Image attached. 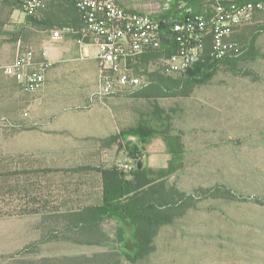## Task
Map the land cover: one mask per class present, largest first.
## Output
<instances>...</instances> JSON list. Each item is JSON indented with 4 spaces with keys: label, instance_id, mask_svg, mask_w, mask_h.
<instances>
[{
    "label": "rangeland",
    "instance_id": "rangeland-1",
    "mask_svg": "<svg viewBox=\"0 0 264 264\" xmlns=\"http://www.w3.org/2000/svg\"><path fill=\"white\" fill-rule=\"evenodd\" d=\"M119 2L128 9L153 14H160L168 7L163 0ZM12 9L0 3V41L6 38L7 42L12 43L9 46H16L18 50L19 38H15L18 35L22 40L21 51L30 49L35 52L36 44L48 39L52 32L37 27L26 30L21 24L28 20L20 11H13L12 18L6 20L5 14L12 13ZM253 26H264V14L256 18ZM243 32L242 28L236 35H244ZM257 49L264 53V33L258 39ZM1 56L4 54L0 50V62ZM95 67L96 62L93 61L82 70L81 76L76 77H86L90 69L95 70ZM1 68L0 155L34 153L45 156L52 163L53 160L59 162L63 156L77 157L87 152L100 151L104 163L109 166L130 161L136 162V165L143 162L145 165L167 152L162 138H154L145 146L140 161L129 158L127 153L136 145V139L130 138L120 145L106 142L123 130L144 124L181 136L190 152L186 171L173 178L170 185L192 187V175L198 170L199 174L208 176L210 185H222L219 186L222 192L230 188L235 192H243L237 195L236 202L212 205L208 210L210 215L207 216L213 214V218L217 213L243 214L254 219H264V58L237 62L236 73L228 66L220 65L215 74L205 84L197 86L188 98L147 99L132 96L146 88L143 87L97 102L83 100L81 103H72L61 95L64 89L71 88L66 80L52 91V108L49 107L51 115L48 118L50 123L43 131L39 126H36L37 129L30 127L31 119H26L28 117L25 115L30 112L26 105L27 96L18 86L15 88L9 83ZM83 93L87 95L90 89L86 88ZM219 144L225 145L217 148ZM198 203L196 201L195 205ZM195 208L188 210L185 217H180L185 220L182 223L164 226L155 239L156 251L138 264H201L202 257L209 255L212 247L209 244L203 245V239H196L193 235V221H189L190 226L186 221L190 213L197 211ZM42 218L30 216L0 220V264H15V260L20 258L92 257L118 248L117 223L114 220H107L103 225L111 240V248L64 241L43 243L42 238L49 236L56 224ZM242 219L246 218L231 216L228 221L235 223L244 221ZM125 226L129 234L131 227L128 223ZM206 231L210 232L209 235L215 233L220 240L225 238V234L221 235L219 230ZM233 231L246 230L234 228ZM254 231L258 230L250 229L247 232ZM126 246L131 249V242L128 241ZM24 250L25 254H18ZM124 264L132 263L125 261Z\"/></svg>",
    "mask_w": 264,
    "mask_h": 264
},
{
    "label": "trees",
    "instance_id": "trees-1",
    "mask_svg": "<svg viewBox=\"0 0 264 264\" xmlns=\"http://www.w3.org/2000/svg\"><path fill=\"white\" fill-rule=\"evenodd\" d=\"M0 1L13 8L10 12L17 10L24 13L17 0ZM163 1L168 7L159 15L162 20L175 18L188 8L194 12L202 11L204 0ZM26 20L44 31L71 28L78 31L82 26L75 0H51L36 16L26 17ZM253 24L243 27L244 35L234 36L242 48L238 57L212 62L208 58V43L204 57L185 74L168 76L158 70L146 71L149 85L132 96L147 99L188 98L197 86L205 84L215 74L220 65H226L236 73L237 62L264 58V53L257 49L264 26L255 28ZM72 37L76 38L75 35ZM157 57L145 56L141 65L148 66ZM157 137L163 139L170 157L167 166L162 169L144 165L139 170L136 165L133 171L125 172L116 165L105 164L100 151L77 157L63 156L59 162L53 160L52 163L45 156L34 153L0 155V220L42 216V219L56 224L50 235L42 238L43 243L64 241L108 247H111V240L103 225L107 220L117 223V249L111 247V251L92 257L20 258L15 260V264H124L125 261L138 264L156 251L155 239L161 229L185 217L188 210L195 208L196 201L203 198L237 199L229 192H222L220 187L187 194L170 185V179L184 168L185 145L179 135L141 124L111 136L106 142L120 145L130 138L136 139V145L127 153L129 158L140 161L145 146ZM125 223L131 227L129 234ZM128 241L131 242V249L126 246ZM25 253L24 250L18 254Z\"/></svg>",
    "mask_w": 264,
    "mask_h": 264
},
{
    "label": "built area",
    "instance_id": "built-area-1",
    "mask_svg": "<svg viewBox=\"0 0 264 264\" xmlns=\"http://www.w3.org/2000/svg\"><path fill=\"white\" fill-rule=\"evenodd\" d=\"M26 17H33L46 7L47 0H17ZM82 26L56 30L53 38L65 31L75 35L80 46L96 47L99 63V88L91 102L149 85L145 73L160 71L178 76L192 69L203 57L209 43L208 58L222 62L240 55L241 45L234 36L264 12V0H204L203 10L184 9L175 18L160 19L153 14L128 9L117 0H75ZM169 25V26H168ZM158 56L146 66L145 56ZM55 63L37 59L33 50L19 51L15 60L2 72L16 80L24 92L34 94L43 89L46 74ZM120 170L131 172L136 162H121Z\"/></svg>",
    "mask_w": 264,
    "mask_h": 264
},
{
    "label": "crops",
    "instance_id": "crops-1",
    "mask_svg": "<svg viewBox=\"0 0 264 264\" xmlns=\"http://www.w3.org/2000/svg\"><path fill=\"white\" fill-rule=\"evenodd\" d=\"M51 0H47L46 6L49 5ZM1 3V1H0ZM19 11L15 10L14 13ZM12 13H7L6 20L12 18ZM23 14V13H22ZM24 15V14H23ZM263 15L262 13L258 16ZM257 16V17H258ZM256 17V18H257ZM26 30H33L34 26L32 22L25 21L24 24H21ZM25 31V30H24ZM23 31V32H24ZM56 31V30H54ZM54 31H51L52 34L48 39L40 40L36 44L35 54L37 59H42L43 57H47L48 59L52 60L55 65L53 68L48 70L46 74V83L42 90L34 93L29 94L23 91L21 85L14 79L6 76L10 84H12L15 88L17 86L19 89L24 92L27 96L26 105L30 112H26L25 115L26 119H31L30 127L37 129L36 126H39V129L45 128L50 122L48 121L49 116L51 115L52 108V100L51 95L53 94V90H55V86L58 84L63 83V81H68L69 86L71 88L64 89L61 95H64L68 98L72 103H81L83 100H90L93 94L98 90V82H99V75H100V68L99 63L96 60V47L92 45L88 46H80L77 44L75 39L72 37L71 34L66 33L65 31L63 36L60 38H53ZM15 38L18 39V50H16V46L11 48L9 45L12 44L7 42V39L4 38L0 41V50L3 52L4 56H1L2 61L0 62V66L2 68L5 66L6 63H12L18 52L21 51L20 46L22 43L21 37L15 35ZM15 41V40H14ZM96 62V67L94 69H90V73L87 74L86 77L79 79L78 76H81V72L83 69L89 67L92 62ZM6 64V65H8ZM90 76V78H89ZM72 77V78H71ZM89 80H88V78ZM69 79L72 81H69ZM89 81V82H87ZM15 88H11L16 90ZM89 88L90 93L87 95L83 93V91ZM12 90V91H14ZM100 101V100H98ZM65 104V103H64ZM63 104V105H64ZM50 107V108H49ZM183 140V139H182ZM185 145V161H184V168L179 171L176 175H174L170 181L173 180L175 177H179L178 175L186 171L188 156L190 155L188 152V148L186 147V143L183 140ZM223 144L222 146H224ZM221 144L216 147H222ZM215 147V148H216ZM166 149V145L165 148ZM169 155L167 152L164 153L160 158L156 160H151L150 163L146 164L148 168L153 169H162L167 166L169 161ZM104 161V158H103ZM195 173L192 175V182L190 185L192 187L181 188L178 185V189L182 192L187 194H193L195 191L200 189H210L214 187H219L222 185H218L216 183L214 186L210 185L208 176H205L202 173H198V170L194 171ZM227 179V178H226ZM226 185H223V187ZM185 189H189L190 191L187 192ZM224 192L231 193V196L241 195L243 192L238 191L235 192L234 190H224ZM231 202H236V199L231 198H203L199 201L196 205V210L193 211L192 214L190 213L186 218L188 221H193V228L195 230L194 234L196 239H203V245H211L212 249L210 250L209 255H204L202 257L201 264H264V219H254L251 216H245L242 214L240 215H222L217 213L216 216L213 218L211 216H207L208 210L211 209L212 205H222V204H229ZM258 204H262L260 200H256ZM215 203V204H214ZM219 203V204H218ZM207 212V213H206ZM231 216H237L246 218L244 221L248 220L249 222L238 221L235 223L229 222ZM211 218V219H210ZM183 219H177L176 223H182ZM178 224V225H179ZM234 228H242L246 230L245 232L240 231H233ZM208 229L211 230H219V233L225 234V238L220 240L215 233L209 235L210 232L206 231ZM250 229L258 230L254 232H247ZM190 235H192L190 233ZM217 238V239H216Z\"/></svg>",
    "mask_w": 264,
    "mask_h": 264
},
{
    "label": "water",
    "instance_id": "water-1",
    "mask_svg": "<svg viewBox=\"0 0 264 264\" xmlns=\"http://www.w3.org/2000/svg\"><path fill=\"white\" fill-rule=\"evenodd\" d=\"M143 166H144L143 162H138L137 163V167H138L139 170H141L143 168Z\"/></svg>",
    "mask_w": 264,
    "mask_h": 264
}]
</instances>
